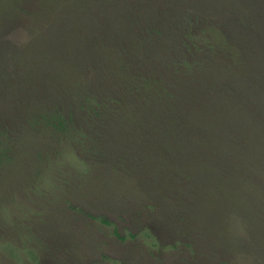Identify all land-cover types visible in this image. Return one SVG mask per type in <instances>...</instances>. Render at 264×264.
Segmentation results:
<instances>
[{"label":"trees","instance_id":"1","mask_svg":"<svg viewBox=\"0 0 264 264\" xmlns=\"http://www.w3.org/2000/svg\"><path fill=\"white\" fill-rule=\"evenodd\" d=\"M2 4L24 40L0 50L1 175L31 157L71 192L147 182L151 212L222 215L264 141V0Z\"/></svg>","mask_w":264,"mask_h":264},{"label":"rangeland","instance_id":"2","mask_svg":"<svg viewBox=\"0 0 264 264\" xmlns=\"http://www.w3.org/2000/svg\"><path fill=\"white\" fill-rule=\"evenodd\" d=\"M3 1L0 50L24 40L19 25L6 24ZM259 84L263 103L250 109L262 123ZM254 143L255 160L239 165L241 179L221 216L214 205L217 223L189 209L185 216L151 212L140 190L147 182H131L122 192L101 178L96 186L71 192V167L26 157L0 174V264H264V141L257 156ZM134 167L147 178L145 167Z\"/></svg>","mask_w":264,"mask_h":264}]
</instances>
